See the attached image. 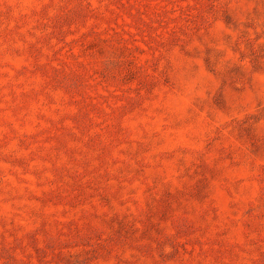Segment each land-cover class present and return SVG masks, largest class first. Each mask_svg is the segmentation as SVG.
<instances>
[{
  "label": "rangeland",
  "instance_id": "374dc122",
  "mask_svg": "<svg viewBox=\"0 0 264 264\" xmlns=\"http://www.w3.org/2000/svg\"><path fill=\"white\" fill-rule=\"evenodd\" d=\"M0 264H264V0H0Z\"/></svg>",
  "mask_w": 264,
  "mask_h": 264
}]
</instances>
